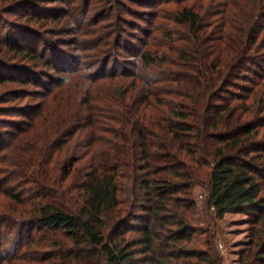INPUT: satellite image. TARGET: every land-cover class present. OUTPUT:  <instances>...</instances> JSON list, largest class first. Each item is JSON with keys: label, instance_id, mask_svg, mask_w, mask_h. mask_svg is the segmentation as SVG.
Listing matches in <instances>:
<instances>
[{"label": "trees", "instance_id": "16d2710c", "mask_svg": "<svg viewBox=\"0 0 264 264\" xmlns=\"http://www.w3.org/2000/svg\"><path fill=\"white\" fill-rule=\"evenodd\" d=\"M222 2L230 10L208 23L207 17L216 15L207 14L209 8L206 14L184 8L171 17L196 32L195 37L189 32L186 44L170 32L157 44L132 46L142 72L129 76L132 71L124 68L105 75L102 69L94 80L76 76L75 86L49 87L40 104L24 111L30 121L10 134L0 174H23L38 193L27 198L6 193L17 205L28 204L19 221L0 203V264H28L39 257V263L56 257L55 264H221L213 242L205 243L206 249L191 246L200 232L211 233L197 231L187 217L197 209L192 196L197 184L205 188L211 222L227 214L250 217L252 248L240 264H264V0ZM222 22L223 30L216 29ZM120 41L116 38L114 52L105 57L115 56ZM14 43L10 50L16 55L50 68L46 45L40 53L28 40ZM236 45L238 52L226 53L225 47ZM35 76L32 68H2L0 83L28 86ZM245 76L248 85L242 87ZM104 79L119 87L103 90ZM231 89L247 91L257 110L246 101L242 116L233 119L239 109L223 98ZM179 97L192 105L177 104L173 98ZM179 105L189 106L174 110ZM170 135L174 151L165 139ZM35 229L44 236L37 240ZM44 242L52 252L28 255Z\"/></svg>", "mask_w": 264, "mask_h": 264}, {"label": "rangeland", "instance_id": "374dc122", "mask_svg": "<svg viewBox=\"0 0 264 264\" xmlns=\"http://www.w3.org/2000/svg\"><path fill=\"white\" fill-rule=\"evenodd\" d=\"M220 1L222 4L218 1H212L211 3L210 0H0V71L2 68L11 70L27 67L32 68L36 74L33 78L36 81L32 80V83L28 86H24L18 81L0 83V141L5 144V146H1L0 159L4 158L9 150L10 134H14L24 121H30V118L24 120V111L32 105L40 104L42 96L48 93L47 89L49 87V91H53L68 82V85L75 86L73 80L76 76L90 77L89 79L94 80V76L100 77L99 73L102 69L105 75L113 71L120 73L124 68H129L132 71L129 76L142 72L140 66L136 65L138 57L133 52L132 46L142 48L146 41L149 45L154 44V41L157 44L163 36L165 37V34L168 35L170 32L174 34L173 40L180 37L181 42L186 44L185 41L189 37V32L193 37H195L196 32L191 31L186 26L175 24L171 17L184 8L202 10L203 14H206L205 12L209 8L207 14L214 13L216 15H206L209 20L205 23H208L211 18L215 17L217 19L216 16L221 15L222 11L230 10V6H227L228 3L222 2L223 0ZM244 1L246 3L247 0ZM251 1L257 2V0ZM160 10L166 13L167 18L165 20H161V17H159L161 14L158 11L160 12ZM31 18L40 20V22H36ZM223 25L222 22L221 28L219 24L215 28L223 30ZM158 27L162 30L161 33L157 30ZM216 36L220 37L219 35ZM116 38L121 40L115 50L117 53L114 54L115 56L112 59L105 57L107 54L114 52L112 44L116 43ZM100 39H102V42H100ZM26 40L29 41V48L32 46L34 47L32 49L39 50L40 53L45 50L44 46L46 45L45 48L50 52L46 55V60L51 65L50 68L45 65L37 66V63L34 64L27 57L25 59L10 50V48L14 49L16 44L14 42L17 41L22 44ZM216 40L209 41V43L215 44ZM129 48L131 49L129 50ZM194 48L196 49V46ZM225 49L226 53H236L240 50L237 45L233 49L230 46L229 48L225 47ZM83 57L84 60H82ZM80 60L83 61L81 68L72 74L79 67L78 62ZM59 61L61 64L58 70L55 65H58L57 62ZM15 75L13 74V76ZM248 77L245 76L239 85L246 87ZM131 78L124 79L127 85L132 82ZM99 83L103 84V90L107 91L109 89L116 90L119 87L117 83L111 82L110 79L100 80ZM155 88L156 85L153 84L152 89ZM235 93H242L243 96L237 98ZM246 93L247 91L239 92L234 89L224 93L223 98L229 99L232 106L235 105L239 109L233 119L242 116L243 108L241 106L243 103L246 104V101L248 107L255 108L251 109L253 112L257 110V104L253 105L251 100L248 101L245 97ZM173 99L177 104L192 105V102L180 97ZM197 99L198 97H196ZM189 105H179L174 110L186 111V106ZM28 110L29 108L26 113H28ZM228 114L226 113L225 116ZM249 117L253 116L250 115ZM245 119H247L246 115L244 116ZM76 139L77 137L72 141L75 142ZM165 139H168L166 142L169 148L174 151L173 149L177 146H172V135H170V138ZM73 142L71 143L73 144ZM58 154L60 158L62 152ZM49 165L51 167L55 166L53 163ZM4 168L0 165V169L4 170ZM12 168L8 170L11 171ZM30 171L35 172L34 170ZM16 174L17 172L14 170L6 175L0 174V189L4 190L2 194L0 193V203L3 212L8 213L15 221H19L20 212L28 204H18V206L15 201L6 196V193L10 191L13 194H18L20 198H27L38 193V189H36V186H32L30 184L31 180L24 177L23 174L21 176H16ZM58 174H61V171H58ZM58 176L61 177L62 175ZM75 178L76 176L71 177V180H68L65 184L69 186ZM49 193L55 195L54 191H49ZM192 196L193 201L197 203V209L196 211H188L187 217L192 221L193 227L197 231H209L206 233L211 231V233L204 234L200 232L195 236V242L191 246L206 249L205 243L213 242L215 244L213 249L220 256L221 264H240L241 257L252 248V235L255 227L250 217L245 214H227L223 221L214 223L212 220L211 222V214H207L205 212L207 209L204 208L206 202L205 188L197 184ZM33 236H38V240L44 235L38 229H35ZM46 237L49 240L52 237V232L47 233ZM56 239L57 241L61 240L59 236ZM34 247L35 249L31 250L28 255L33 254L32 256H35V258L36 254L42 255L43 252L53 251L48 246V242ZM40 258L36 259L39 260ZM38 260L27 263L55 264L57 258H49L40 263Z\"/></svg>", "mask_w": 264, "mask_h": 264}]
</instances>
